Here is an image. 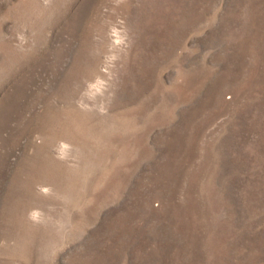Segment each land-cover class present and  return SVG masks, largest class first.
Returning a JSON list of instances; mask_svg holds the SVG:
<instances>
[{
	"label": "rangeland",
	"instance_id": "obj_1",
	"mask_svg": "<svg viewBox=\"0 0 264 264\" xmlns=\"http://www.w3.org/2000/svg\"><path fill=\"white\" fill-rule=\"evenodd\" d=\"M0 264H264V0H0Z\"/></svg>",
	"mask_w": 264,
	"mask_h": 264
}]
</instances>
